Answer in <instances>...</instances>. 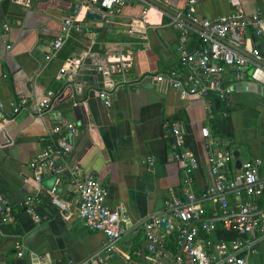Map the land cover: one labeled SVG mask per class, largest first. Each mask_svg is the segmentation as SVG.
<instances>
[{"label": "crops", "instance_id": "1", "mask_svg": "<svg viewBox=\"0 0 264 264\" xmlns=\"http://www.w3.org/2000/svg\"><path fill=\"white\" fill-rule=\"evenodd\" d=\"M76 1L0 0V206L8 213L2 220L0 212V264H37L38 256L55 264H80L97 255L105 264H140L141 243L146 240L143 220L150 213H161L169 189L180 192L175 143L180 154L195 157L193 188L204 189L211 182L207 156L225 149L224 144L209 147L199 129L208 126L213 137L221 138L210 126L223 118V110L231 129L229 151L237 152L229 174L236 169V159L258 158V176L264 177V87L251 80L250 65L227 68L220 74L222 84L231 90L225 101H219L218 109L213 108L210 120L205 100L214 101L215 95L205 100L182 97L153 77L178 68L174 50L178 32L170 23L172 14L155 2L181 13L187 9V0L146 4L127 0L117 11L82 5L73 20L77 30H71L46 60L62 19ZM192 9L197 17L206 19L236 11L249 17L264 13V0H197ZM194 43L190 39L186 46ZM250 47L264 58V35L254 37L246 31L242 51ZM100 90L108 93L107 107L97 96ZM50 93L51 105L40 115L29 108L11 112L10 103L20 97L30 104ZM66 123H74L76 128L67 162L78 164L106 187L104 204L119 211L120 223L126 227L113 251L103 250L106 238L102 232L79 220L65 174L54 181L52 194L64 206L58 209L36 180L39 173L49 176L50 169L30 166L40 152L55 145L57 136L51 129ZM173 126L178 127L180 140L172 135ZM34 194L39 197L33 205L37 221L22 207V199ZM227 198L234 209L242 195ZM204 210V219L222 222L217 210L211 215L214 205L205 203ZM163 216L169 224L154 229L158 238L180 224ZM211 239L205 245L208 252H214L216 244L227 248L239 237L219 240L212 234ZM16 240L22 246L19 257L13 248ZM146 245L144 264H149ZM163 248L160 264H191L182 254L181 261L175 260L177 248ZM254 248L246 254L247 263L264 264V240H256Z\"/></svg>", "mask_w": 264, "mask_h": 264}, {"label": "built area", "instance_id": "2", "mask_svg": "<svg viewBox=\"0 0 264 264\" xmlns=\"http://www.w3.org/2000/svg\"><path fill=\"white\" fill-rule=\"evenodd\" d=\"M127 0H77L73 3L70 13L65 16L60 24L59 33L51 41L52 52L45 55L49 59L69 37L71 30H77L73 23L80 6H91L97 10H115L122 6ZM148 3L146 0H132ZM197 0H187V9L184 12L170 16L171 25L177 30L178 37L174 46L177 53L178 68L154 74V79L178 92L182 97H200L206 99L210 94L215 99L225 101L230 91L229 86L222 84L220 74L225 69H242L246 65L251 66L250 78L254 83L264 87V66L259 61L264 60L259 51L250 47L245 55L230 45L243 49L245 33L249 31L254 37L264 35V13H253L249 17L242 15L239 11L221 15L214 19L199 18L193 13V5ZM186 19L184 21L179 17ZM5 28V26H4ZM192 39L194 45L188 48L186 45ZM97 96L102 104L109 106L108 93L105 90L97 91ZM50 93L46 98L28 104L25 97H20L16 102L10 103L11 112L17 114L22 109L29 108L40 115L51 105ZM207 119L213 118L214 101L205 100ZM222 115H225L222 112ZM171 133L176 140L182 135L178 127H171ZM55 134V145L45 148L30 163L32 167H46L55 175V181L62 173L68 186H70L75 199L77 216L81 223L94 231H100L106 238L103 245L105 252L115 250L114 243L125 232L126 227L120 223L117 212L104 204L107 195L106 187L93 175L83 172L76 163H68L67 158L71 149V138L76 132L74 123H66L62 127L54 126L51 129ZM200 135L206 144H225L223 138L216 139L210 132L208 126L199 129ZM178 167L181 169L180 192L169 193L162 202L161 213H150L143 220L145 237L149 241L146 245L149 264H160L161 250L159 238L154 229L162 227L160 223L166 220L163 215H168L179 221L177 232V249L180 253L175 255L176 261H181V254L188 258L191 264H248L247 253L255 251L254 243L258 239L264 240V211L255 214L258 208L255 198L264 193V177L258 176L260 159L252 158L240 161L239 167L229 174L228 167H233V155L229 150L211 152L207 156V163L211 182L204 188L195 191L193 188V171L197 161L191 153L174 155ZM147 164H152L148 160ZM36 180L40 178L36 175ZM55 183V182H54ZM54 183L48 193L52 205L63 209V203L53 196ZM228 195L241 196L237 208L228 204ZM39 201L37 194L25 196L22 199L23 210L30 213L32 219L37 221L39 216L34 213L33 205ZM205 203L214 205L215 210L211 215H216V210L222 216V226L225 229L232 228L241 233L242 237L234 240L226 248L223 244L214 245V252H208L205 245L212 240V221H203L205 214ZM3 214L2 220H6L8 213L0 206ZM164 213V214H163ZM191 226L188 227V224ZM212 243V242H211ZM21 243L14 241L13 248L16 256L22 255ZM37 264H55L44 256L37 257ZM70 264V263H67ZM80 264H105L102 257L86 259Z\"/></svg>", "mask_w": 264, "mask_h": 264}, {"label": "trees", "instance_id": "3", "mask_svg": "<svg viewBox=\"0 0 264 264\" xmlns=\"http://www.w3.org/2000/svg\"><path fill=\"white\" fill-rule=\"evenodd\" d=\"M213 108L215 109L214 105ZM218 109V107L216 108ZM223 112L226 113L225 110H223ZM211 131L214 134H217L219 136H221V138H223L225 140V143L223 145L225 150H229L230 149V145H231V141H230V136H231V129H230V124L229 121L226 117V114L223 115L222 119H217L214 122L211 123ZM53 139H55V137H53ZM52 139V140H53ZM229 169H231V167H228ZM255 202L258 206V208H262L264 207V193H262L260 196L256 197ZM213 224V232L212 234H214V236L216 238H218L219 240H228V239H233L235 237H242L241 233L236 232L234 229L229 228V229H225L222 226V222L220 221H215L212 222ZM160 246L162 247H170L171 250H175L177 248V232L172 231L171 233H169L168 235H166L163 238H159Z\"/></svg>", "mask_w": 264, "mask_h": 264}, {"label": "water", "instance_id": "4", "mask_svg": "<svg viewBox=\"0 0 264 264\" xmlns=\"http://www.w3.org/2000/svg\"><path fill=\"white\" fill-rule=\"evenodd\" d=\"M146 1L153 2V1H151V0H146ZM154 2H155V1H154ZM155 4L158 5L160 8H162L163 10H165V11L171 13L172 15H176V14H177V13H175V12L170 11V9H168L167 7H165V6L161 5V4H159L158 2H155ZM101 10H104V9H101ZM179 17H180L181 19H183L184 21H186V19H185L184 17H182L181 15H179ZM230 46H231L232 48L238 50L239 52H241V53H243V54L249 56L245 51H242L241 49H239V48H237V47H234V46H232V45H230ZM259 63H260L262 66H264V60H260ZM237 86H238V85H237ZM242 87H244V85H242ZM230 90H231V88H230ZM217 105H218V100H217V99H214V106H215V108L217 107ZM46 110H47V109H46ZM174 143H175V140H174ZM175 148H176V151H177V155H179V150H178V147L176 146V143H175ZM232 154H233L234 157H237V152H236V151H233ZM239 163H240L239 160L236 159V160H235V168H238V167H239ZM38 177L40 178V184L43 185L47 190H50L51 187H52V185H53V183H54V181H55V175H54L53 173L50 172V175H49V176L44 177L43 173H39V176H38ZM263 211H264V207H262L260 210H258L255 214H261ZM116 212H117V215L119 216V211H116ZM221 219H222V218H221ZM201 220H203V221H213V219H204V218L200 219V221H201ZM168 224H169V223H168L167 220H163V221L160 223V226H162V227H167ZM191 224H193V223H190V224L188 225V227L191 226ZM148 242H149V241L146 239L145 241H143V242L141 243V257H140V264H144V250H143V245H144V243H148ZM156 246H157V248L160 249L161 251H163V252L165 251L164 248L161 247L160 245H156ZM178 253H180V250L178 251ZM178 253H177V254H178Z\"/></svg>", "mask_w": 264, "mask_h": 264}]
</instances>
